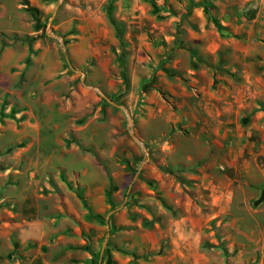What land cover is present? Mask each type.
<instances>
[{"label": "rangeland", "instance_id": "374dc122", "mask_svg": "<svg viewBox=\"0 0 264 264\" xmlns=\"http://www.w3.org/2000/svg\"><path fill=\"white\" fill-rule=\"evenodd\" d=\"M2 1L0 264H264V0Z\"/></svg>", "mask_w": 264, "mask_h": 264}, {"label": "crops", "instance_id": "0c3cea01", "mask_svg": "<svg viewBox=\"0 0 264 264\" xmlns=\"http://www.w3.org/2000/svg\"><path fill=\"white\" fill-rule=\"evenodd\" d=\"M0 6L4 7L5 2L0 0ZM218 100H219L218 103L215 101H209V102L206 101L205 103H203L202 101H200V102L194 101V103L189 102V101H184L179 107L180 114L178 116L179 120L185 121L186 125H189L191 120L192 121L193 120L198 121V119L200 117L199 116V114H200L199 107L203 106V108L204 109L206 108V110H203L201 108V112L206 111L210 116H212V118L217 119V120L222 122L223 126L217 127L216 129H212L213 130L212 133L215 135L227 137L228 143L222 144V145L217 144V145L212 147V149L210 151L212 153L211 157L213 158L214 161L218 160L220 158L219 154H221L223 152L227 151L230 153V155H231V153L236 152V146H235V144L232 143V140L236 136V131L240 130L239 127H237V125H236L237 121L235 120L236 119L235 118V114H236V109H235L236 103H235V101H229V99L223 100V98L218 99ZM196 103L199 104V107ZM247 106H249V104H247ZM254 115L252 116L253 119H255L256 117H263L264 112L263 111L262 112H256ZM224 121H226V122H224ZM192 124L194 125L195 122H193ZM193 125H192V127H193L192 130L194 131L193 132L194 135L203 136V135L209 133V129L204 128V127L200 129V128L193 126ZM250 134H251V132L248 133L249 136H250ZM251 146H252L251 147V149H252L254 144L252 143ZM251 149L248 152V153H250V155L248 156L249 160H250V162H249L250 167L254 168V167L258 166L256 168L261 170V173H263V176H264V165H262L261 162L258 161V159L264 154V152L256 154ZM201 150L204 152H209V149H207V147L202 148ZM239 152H243V150H240ZM185 156L187 157L188 163H190V161L192 159H194L193 152L190 150H187L185 152ZM221 156H222V154H221ZM234 160H236V156H234ZM199 171L203 172V178L201 176H198V178L201 179V182H202L201 184L203 186H205L206 187L205 189L207 191L209 190L212 194L213 193L212 191L217 190V185L213 181L208 183L204 180L205 177L209 176L208 174H206L204 169H201ZM222 171L223 170L219 166H216V167L214 166L212 169V173L215 175L220 174V172H222ZM243 172L245 174H249L251 172V168L249 170H245ZM196 185H198V184H196ZM260 199L264 200V194L261 195ZM213 202H214L213 204L216 203L215 200ZM247 213L249 215L253 216L252 210L248 209ZM35 233H34V231H32L33 236H36Z\"/></svg>", "mask_w": 264, "mask_h": 264}, {"label": "trees", "instance_id": "16d2710c", "mask_svg": "<svg viewBox=\"0 0 264 264\" xmlns=\"http://www.w3.org/2000/svg\"><path fill=\"white\" fill-rule=\"evenodd\" d=\"M25 5H27V3ZM107 15H108V18H109L110 22L113 24V26L116 27L117 23H116V20H115L114 16L112 15V11H111L110 8L107 10ZM119 37H120V35H119Z\"/></svg>", "mask_w": 264, "mask_h": 264}]
</instances>
